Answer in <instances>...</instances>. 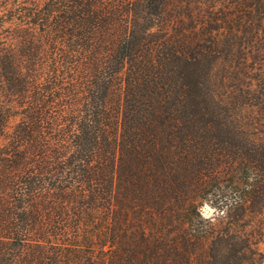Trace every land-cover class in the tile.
Instances as JSON below:
<instances>
[{
  "label": "trees",
  "instance_id": "obj_1",
  "mask_svg": "<svg viewBox=\"0 0 264 264\" xmlns=\"http://www.w3.org/2000/svg\"><path fill=\"white\" fill-rule=\"evenodd\" d=\"M0 264H264V0H0Z\"/></svg>",
  "mask_w": 264,
  "mask_h": 264
},
{
  "label": "rangeland",
  "instance_id": "obj_2",
  "mask_svg": "<svg viewBox=\"0 0 264 264\" xmlns=\"http://www.w3.org/2000/svg\"><path fill=\"white\" fill-rule=\"evenodd\" d=\"M202 210L203 216L206 218L216 219L220 218L221 216H225L215 205H212L209 201L205 203Z\"/></svg>",
  "mask_w": 264,
  "mask_h": 264
}]
</instances>
